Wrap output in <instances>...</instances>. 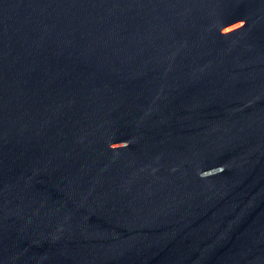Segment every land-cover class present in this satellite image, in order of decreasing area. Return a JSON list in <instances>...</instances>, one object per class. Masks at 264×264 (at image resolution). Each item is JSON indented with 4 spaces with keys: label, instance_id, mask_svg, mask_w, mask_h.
I'll return each instance as SVG.
<instances>
[{
    "label": "water",
    "instance_id": "1",
    "mask_svg": "<svg viewBox=\"0 0 264 264\" xmlns=\"http://www.w3.org/2000/svg\"><path fill=\"white\" fill-rule=\"evenodd\" d=\"M0 264H264V0H0Z\"/></svg>",
    "mask_w": 264,
    "mask_h": 264
}]
</instances>
